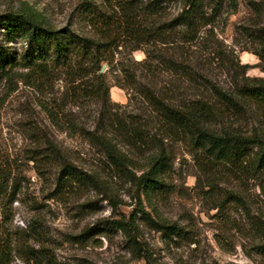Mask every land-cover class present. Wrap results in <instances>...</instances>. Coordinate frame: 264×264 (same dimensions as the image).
Segmentation results:
<instances>
[{
	"label": "rangeland",
	"instance_id": "obj_1",
	"mask_svg": "<svg viewBox=\"0 0 264 264\" xmlns=\"http://www.w3.org/2000/svg\"><path fill=\"white\" fill-rule=\"evenodd\" d=\"M85 1L0 0V19L11 11L38 13L44 23L54 28L72 24L86 34H93L96 30L88 24L81 9ZM236 2L233 8L225 5L212 33L204 39H193L185 47L186 54L198 58L200 66L226 87L231 85L232 72L216 57L217 44L226 50V57L251 65L246 75H264L255 52L261 46L255 33L262 17L256 13L252 0ZM178 9L170 7L168 15ZM0 42L17 50L26 46L21 38L8 41L1 21ZM117 50L116 58L125 62L146 56L143 48L133 51L130 46H119ZM108 67L105 62L103 69ZM140 68L139 80L148 82ZM24 70L16 67L11 78L0 79V159L9 173V188L0 196V235L12 241L11 257L6 264H143L145 259L136 257L131 241L116 222L129 220L133 215L139 241L159 264H264V257L256 252L251 239L225 223L213 207L214 199L225 197L232 187L243 191L251 208L264 206V176L253 179L244 174L236 178L221 162L204 156L186 135L166 131L141 95L129 101L133 91L121 70L116 69L108 76L113 110L123 116L142 114L140 125L148 132L147 142H140L139 146L124 144L134 158L131 169L139 174L148 168L149 158L157 149L155 141L164 143L168 152L169 164L163 174L165 186L149 199L142 188L108 162L92 134L78 131L75 122L69 121L79 119L78 123L89 130L107 131L109 137L124 143L125 136L109 122L98 128L96 114L102 103L77 101L70 91L66 92L67 84L62 78L48 83L43 91L38 90L22 79L20 72ZM152 77L155 82L162 80L161 83L174 78L158 71ZM185 80L184 83L178 77L175 79L177 84H187L186 89L193 91L192 82ZM53 105L62 116L59 121L53 120L52 110L47 108L52 109ZM43 133L57 141L76 164L96 170L99 186L60 179L56 161L42 156L32 159L38 148L37 136L43 137ZM205 162L211 167H206ZM210 181L218 184L214 197L202 189V186L208 189ZM13 186L14 197L10 195ZM139 194L145 210L155 220L176 223L183 233H166L136 211L142 206ZM236 207L233 201L226 202V214L241 219L239 211H242Z\"/></svg>",
	"mask_w": 264,
	"mask_h": 264
},
{
	"label": "trees",
	"instance_id": "obj_2",
	"mask_svg": "<svg viewBox=\"0 0 264 264\" xmlns=\"http://www.w3.org/2000/svg\"><path fill=\"white\" fill-rule=\"evenodd\" d=\"M236 3V0H86L81 9L88 17V24L96 30L93 34H86L72 24L54 28L44 23L38 13L11 11L0 19L8 41L21 38L26 46L17 50L0 42V79L11 78L15 68L22 67L26 69L20 72L22 79L38 90L43 91L48 83L62 78L67 84L66 92L70 91L77 101L101 102L102 109L96 114L98 128L109 122L108 125L125 136L124 143L109 137L107 131L89 130L78 123L79 119L70 118L69 121L75 122L78 131L92 134L108 162L142 188L149 199L161 193L165 186L163 174L169 164L168 152L164 143L155 141L157 149L149 158L148 168L139 174L131 169L134 158L124 144L139 146L138 143L147 142L148 132L140 125L142 114L123 116L113 110L112 83L108 76L116 69L121 70L133 91L129 101L141 95L151 108L152 116L163 123L166 131L186 135L204 156L225 165L230 175L241 178L246 174L248 178L258 179L264 176V75H246L251 65L226 57V50L217 44L216 48L214 46L216 57L232 72L231 85L226 87L200 66L198 58L186 54L185 50L193 39H204L214 31L217 16L223 15L225 5L233 8ZM252 4L262 17V24L255 33L261 46L255 52L264 71V0H252ZM173 6L179 9L169 16L168 9ZM177 34L178 39H175ZM119 46H130L133 51L143 48L146 56L125 62L115 56ZM105 62L109 67L104 70ZM138 66L145 71L148 82L139 80ZM157 71L174 78L155 82L152 76ZM176 77L184 83L185 79L192 82L193 91L186 89L187 84H177ZM118 84L124 86L121 82ZM47 108L52 110L53 120L61 119L54 105L52 109ZM37 143L38 148L31 158L42 156L56 161L60 179L99 186L98 172L85 169L68 158L63 147L48 133L37 136ZM4 164L0 159V196L9 188V173ZM204 165L211 167L209 162ZM209 185L208 189L203 186L202 189L214 197L218 184L210 181ZM15 194L13 186L10 195L14 197ZM138 197L142 206L136 211L142 212L155 227L166 233H183L176 223L155 220L145 210L141 194ZM228 201H233L236 210L242 211H239L241 219L226 214ZM250 205L243 191L236 187L228 188L225 197L216 198L213 203L216 215L248 236L256 252L264 257V206L253 209ZM116 222L131 241L136 257L145 259L143 264H159L138 239L135 215ZM11 253V239L0 235V264H6Z\"/></svg>",
	"mask_w": 264,
	"mask_h": 264
}]
</instances>
